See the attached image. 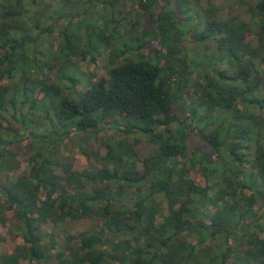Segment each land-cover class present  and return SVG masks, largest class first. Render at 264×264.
<instances>
[{"label": "trees", "instance_id": "obj_1", "mask_svg": "<svg viewBox=\"0 0 264 264\" xmlns=\"http://www.w3.org/2000/svg\"><path fill=\"white\" fill-rule=\"evenodd\" d=\"M213 1L0 0V212L24 242L0 264H264V0ZM115 38L106 76L67 71ZM108 128L106 156L80 148L89 167L71 169L65 141ZM189 194L213 205L208 222L185 218ZM67 221L89 224L59 239Z\"/></svg>", "mask_w": 264, "mask_h": 264}, {"label": "rangeland", "instance_id": "obj_2", "mask_svg": "<svg viewBox=\"0 0 264 264\" xmlns=\"http://www.w3.org/2000/svg\"><path fill=\"white\" fill-rule=\"evenodd\" d=\"M206 1L207 0H201V2L203 3H206ZM220 1L223 5H226V2H223L222 0H214L213 2L218 3ZM45 2L54 4L53 0H45ZM98 7L99 6L97 5L96 9H98ZM90 11L91 10H89V12ZM132 12L133 13L136 12L134 8L132 9ZM82 18H76L73 20V22L77 24L80 22V19ZM93 18L94 19L90 18L89 23H92V24L100 23V21L98 22V20H96V16H94ZM133 20H134V16H131L129 19H124L123 21H121V23H118L117 33L122 36L123 31L126 29V27L130 26L131 21ZM44 26L45 25H42V27ZM56 33H57V28L55 29V31L53 32L51 36L47 37V34L41 36L43 40L42 50L46 55L47 54L50 55V52H52V50L57 48L58 41L56 37L55 39L53 38V36H55ZM105 34L110 35L109 30L105 31ZM96 35H97L96 32L93 31L92 40L93 39L94 40L92 43H94V41L97 40ZM122 43L123 41L121 38H115V39H112V44L110 45L109 48L105 50L100 48L99 51L95 50L93 51L94 54H89L86 57V59L81 60L73 56V62L70 63L71 66L67 67V71L73 74V77L76 78L80 82V84L86 83L89 80L93 82L97 81L99 78L106 76V61H107L106 59H108L110 55L115 56L117 50L122 45ZM82 47H84V45H82ZM179 47L184 49V53H185L186 47L191 48V44L188 41V35H185L183 37L181 44H179ZM143 53L148 55V53H150V49H143ZM126 56H128V54ZM123 57L117 58L116 61L122 60L121 58ZM173 114H175L178 118L183 119V122L185 123V125L189 124L191 127H194V128L197 127L196 126L197 124L194 120L185 118V116L178 110L176 111L174 110ZM81 137H82V140H80L77 137H74L73 143L66 140L65 145L67 146V148L64 151V155L67 157V162L69 163L70 168L74 170H78V171L89 167L88 160L83 155V153L79 150L80 148H86V150L88 151L91 150V155H90L91 163L98 164L99 161L97 160L93 151L97 149L99 150L100 156H106L108 150L105 144L106 143L113 144L114 142L113 138H119L120 134L119 132L115 131L114 128H108L106 130L100 131L97 135H94L91 132L87 134L86 136H81ZM139 137L141 141L135 145V149L140 154L146 155L147 153L152 151V144L148 142L147 139L144 138L143 136H139ZM131 139L132 137L129 135L128 140L130 141ZM188 139L193 145H196L198 143V139L193 134L190 135ZM24 166H25V161H21L20 169H23ZM139 168H141V165H139ZM14 174L15 172L13 173L11 172L9 173V176L13 177ZM205 184H206V181L203 178L197 182V185L200 188H202V190L205 189V188L203 189V187L206 186ZM212 192L213 190L209 189L208 194L212 195ZM189 197L192 199L190 206L191 208L196 207V212L194 215L188 214L189 216L187 217L185 216V218L191 221L193 217L196 216L195 217L196 220L199 219L201 221L208 222L207 219L204 217V214H206V210L208 211V213L213 212L214 211L213 205L207 202L205 204H202V202L200 201L201 194H194V195L189 194ZM11 222H12L11 216L9 214L7 213L3 214L0 212V235L4 238V240L0 243V249L6 252H12L16 247L22 246L24 244L23 239L21 237V233L18 230L13 228ZM88 224L89 223L87 222L67 221L58 227L59 229H57V231H60L58 237L59 239H61L64 233H67L70 235L75 234L79 232L80 230L84 229ZM184 234L186 233H183V235ZM186 240L192 243H195L197 239L193 235H187ZM228 242L229 243L232 242L231 238L227 240L225 239V243H223V241L215 242L212 239H207L206 244L212 248L214 247L215 243H217L218 244L217 250L222 251ZM54 249L60 250L62 248L61 247L59 248L58 246V247H55ZM19 264H29V262L20 261Z\"/></svg>", "mask_w": 264, "mask_h": 264}, {"label": "flooded vegetation", "instance_id": "obj_3", "mask_svg": "<svg viewBox=\"0 0 264 264\" xmlns=\"http://www.w3.org/2000/svg\"><path fill=\"white\" fill-rule=\"evenodd\" d=\"M180 38V37H179ZM181 42H182V40H181V38L179 39V40H177V41H175V42H173V45H174V47H176L177 48V53H180V52H182V50H183V48H180L179 47V44H181ZM178 72L176 73V76H178L179 75V73H181V71L182 70H184L183 68H180V67H178ZM175 80V79H174ZM187 214H189V212H187Z\"/></svg>", "mask_w": 264, "mask_h": 264}]
</instances>
